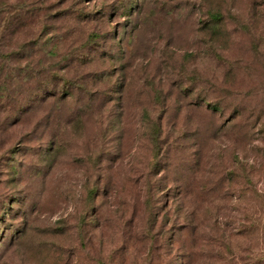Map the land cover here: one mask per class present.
<instances>
[{
	"label": "rangeland",
	"instance_id": "1",
	"mask_svg": "<svg viewBox=\"0 0 264 264\" xmlns=\"http://www.w3.org/2000/svg\"><path fill=\"white\" fill-rule=\"evenodd\" d=\"M8 40L0 264H182L180 211L220 209L223 232L262 215L264 0H0V52ZM250 237L234 236L232 264H264V230Z\"/></svg>",
	"mask_w": 264,
	"mask_h": 264
},
{
	"label": "trees",
	"instance_id": "2",
	"mask_svg": "<svg viewBox=\"0 0 264 264\" xmlns=\"http://www.w3.org/2000/svg\"><path fill=\"white\" fill-rule=\"evenodd\" d=\"M217 15H218L217 13H213L211 17L214 19H218L219 16ZM17 16L19 18L18 25L19 27H22V24H25V21H24L25 15L21 16V10H20L19 15ZM5 46H6V50L3 53L2 51L0 52V58L4 56H12L13 54H16V53L19 54V52L21 51L19 50L18 52L16 51V49H11L10 40H8V44ZM20 47H23V42L20 44ZM37 71L39 72V75L42 74L40 69H37ZM49 76L53 78V80L52 78H50L51 79L50 82H53L54 79L56 78H59L61 82L62 80H65V77L59 76L56 73L49 74ZM29 80L31 81V78ZM34 80L37 82L39 81L37 77H34ZM48 84L42 86L41 88L40 82H39L37 84L36 89L42 90L43 92H45V94L47 92H51L49 93V95L57 96L59 89H57L55 85L50 86V83ZM59 84H60V81H59ZM213 86L214 85H212V87ZM48 100L51 101V98L49 99L48 97L44 101H48ZM205 104L207 107L206 110L212 109L213 111V109H219L218 105L216 104H210V105L208 103H205ZM242 112L243 111L241 109H238L237 107H235V109L231 112L230 119H228L225 125L227 129H229V131L231 132L232 136L235 137L236 139H238L243 134L244 126L242 125V123L244 122V120L241 121V120L236 119L237 117H240V115H242ZM256 120H258L257 121L258 126L256 127V129L258 130V133L260 134L261 142L263 145L262 151H263V158H264V111L260 114V117L254 118V121ZM154 131H155L154 134L149 135L148 139H150V141H152V144H153L154 154L151 160H153V164H155L156 166L158 155L161 153L160 151L161 150L160 126L156 127ZM214 131H217V128ZM193 136L197 138L200 136V129L198 127H195L193 129ZM235 141H238V140H235ZM178 145H177V148H179ZM192 154H193V157L196 156V158L194 159H198V154L196 153V151H194V153ZM194 165H197L196 162H194ZM239 167L240 169L243 170L242 166H239ZM229 173L234 174L235 170L228 169L227 174ZM152 176H155V175H152ZM226 181L230 184L237 183L234 181H230L228 177ZM92 191L93 193H95L94 189ZM241 193L244 195V190H242ZM184 195L185 194H181L180 192L175 193L171 198L172 200L171 199L170 200L172 201L173 205L175 204L177 206H180L184 203V199L186 198ZM256 195L257 197L264 196V190L263 191L261 190L260 193H256ZM203 212L204 213H202V210H199L197 206H194L192 209H185L178 213L179 215L177 219L179 220L181 219L182 221L180 223H178L177 221H174V223H172V230L175 231L174 238L176 237L177 232L185 231L187 234L185 237L187 238L188 243H187V246L183 245V248L185 249V251L182 255L184 256V259L187 261L185 263L183 262L182 264H192L191 263L193 260L192 254H194V251H199V250L204 252V254H202L201 257L203 258L204 261H206L207 264H219L218 260L220 261L223 260L224 261L223 264H232L231 258L233 259V256L231 255L233 253H232L231 246L229 245L231 244L234 236L241 235L243 238L252 240V238L250 237V234H252V237L255 238L258 234L259 229L264 230V212L262 213V215L255 216V217H249L248 218L249 221L247 223L246 221H244L243 223L239 221V223L237 224L233 232L232 231L227 232L226 230L223 232L221 228L216 229V226H219V223L221 221V218L218 217L220 209H217L214 214L211 213V209L205 210ZM174 240L175 241L173 242V244L177 242L178 245H180L179 239H174ZM255 259L258 261V258L255 257ZM173 264H174V261H173Z\"/></svg>",
	"mask_w": 264,
	"mask_h": 264
}]
</instances>
